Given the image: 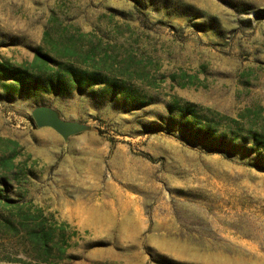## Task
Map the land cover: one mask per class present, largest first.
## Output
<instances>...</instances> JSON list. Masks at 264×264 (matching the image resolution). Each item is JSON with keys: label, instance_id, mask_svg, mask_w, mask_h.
Wrapping results in <instances>:
<instances>
[{"label": "rangeland", "instance_id": "obj_1", "mask_svg": "<svg viewBox=\"0 0 264 264\" xmlns=\"http://www.w3.org/2000/svg\"><path fill=\"white\" fill-rule=\"evenodd\" d=\"M1 64L0 264H264V170L150 130L264 137V0H0Z\"/></svg>", "mask_w": 264, "mask_h": 264}, {"label": "trees", "instance_id": "obj_2", "mask_svg": "<svg viewBox=\"0 0 264 264\" xmlns=\"http://www.w3.org/2000/svg\"><path fill=\"white\" fill-rule=\"evenodd\" d=\"M50 61L45 56H38ZM18 70L5 64L0 65V80H10L13 84H19ZM102 82L97 81L98 84ZM105 84V83H103ZM21 87V94L24 90ZM147 103H142L145 107ZM156 123L150 125L151 131L167 134L195 148L218 154L224 158L248 160L251 166L264 170V137L257 133L241 135L220 132L214 120L197 111V107L190 103H184L177 108L168 109L166 117H160ZM17 156V155H15ZM37 237L47 247L49 235L41 233Z\"/></svg>", "mask_w": 264, "mask_h": 264}, {"label": "water", "instance_id": "obj_3", "mask_svg": "<svg viewBox=\"0 0 264 264\" xmlns=\"http://www.w3.org/2000/svg\"><path fill=\"white\" fill-rule=\"evenodd\" d=\"M30 119L37 129H50L64 142L91 130L87 125L64 121L56 110L48 107L34 108L30 113Z\"/></svg>", "mask_w": 264, "mask_h": 264}, {"label": "flooded vegetation", "instance_id": "obj_4", "mask_svg": "<svg viewBox=\"0 0 264 264\" xmlns=\"http://www.w3.org/2000/svg\"><path fill=\"white\" fill-rule=\"evenodd\" d=\"M56 89V88H55ZM57 90V89H56Z\"/></svg>", "mask_w": 264, "mask_h": 264}]
</instances>
